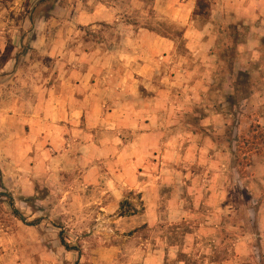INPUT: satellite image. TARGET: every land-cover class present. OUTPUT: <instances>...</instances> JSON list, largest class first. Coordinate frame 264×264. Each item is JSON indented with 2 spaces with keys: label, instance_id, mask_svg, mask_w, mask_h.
<instances>
[{
  "label": "rangeland",
  "instance_id": "374dc122",
  "mask_svg": "<svg viewBox=\"0 0 264 264\" xmlns=\"http://www.w3.org/2000/svg\"><path fill=\"white\" fill-rule=\"evenodd\" d=\"M193 1L0 0L2 52L58 50L54 64L91 71L94 147L70 159L123 188L104 218L100 188L16 199L0 185V264H264V50L238 49L248 26L219 24L214 49L185 39L176 15ZM94 6L117 23L79 24Z\"/></svg>",
  "mask_w": 264,
  "mask_h": 264
},
{
  "label": "crops",
  "instance_id": "0c3cea01",
  "mask_svg": "<svg viewBox=\"0 0 264 264\" xmlns=\"http://www.w3.org/2000/svg\"><path fill=\"white\" fill-rule=\"evenodd\" d=\"M209 2L208 25L202 31L193 24L189 25L196 9V0L180 7L176 19L185 27L189 26L184 33L185 39L207 40L208 49H214L220 39L216 32L219 24L238 28L248 26L247 41L238 45V49L253 50L256 47L259 51L264 50V0ZM117 18L114 7L94 6L90 9L83 7L77 21L84 26L116 24ZM38 52L44 58L43 62L37 61L38 64H35L36 60L31 61V54L26 55L29 58H24L22 54L16 56L14 53V59L0 71V185L13 193L16 199V196L35 198L45 188L52 189L58 200L63 199V195L75 196L68 190L70 187L84 197L87 194L85 189L94 187L95 195H99L97 192L100 188L102 201L107 202L100 210L104 218L112 217L116 212V208H113L116 195L117 192L122 193V185L117 186L111 180H100L99 165L91 163V156L83 158L81 162L70 159L78 146L82 150L94 147L91 139L95 126L90 129L87 123L89 126L86 129L83 123L87 120L93 125L95 120H99L94 111L86 112L88 106L99 104L93 93L89 94L86 90L87 86L92 88L85 84V78L91 71L86 74L83 68L79 69L80 66L70 68L62 59L54 64L55 57L62 55L61 51L58 53V50L40 48ZM3 53L0 50V56ZM26 61L28 64H25ZM50 61L53 63L49 64ZM85 138H88L86 144L82 142ZM74 169L84 172L81 180L73 181L69 177L68 174ZM127 183L123 185L127 187Z\"/></svg>",
  "mask_w": 264,
  "mask_h": 264
},
{
  "label": "trees",
  "instance_id": "16d2710c",
  "mask_svg": "<svg viewBox=\"0 0 264 264\" xmlns=\"http://www.w3.org/2000/svg\"><path fill=\"white\" fill-rule=\"evenodd\" d=\"M211 10V4L209 0H197L196 9L194 15L196 17H205L208 18ZM15 47L12 45L7 46L4 53L0 56V71L4 69L14 58ZM11 200V196H10ZM128 202H124L122 204V209L125 204ZM136 211L134 210L132 215H135ZM14 215L21 218V215L17 210H14ZM124 216V213L121 214V217Z\"/></svg>",
  "mask_w": 264,
  "mask_h": 264
},
{
  "label": "water",
  "instance_id": "95a60500",
  "mask_svg": "<svg viewBox=\"0 0 264 264\" xmlns=\"http://www.w3.org/2000/svg\"><path fill=\"white\" fill-rule=\"evenodd\" d=\"M15 208V207H14Z\"/></svg>",
  "mask_w": 264,
  "mask_h": 264
}]
</instances>
